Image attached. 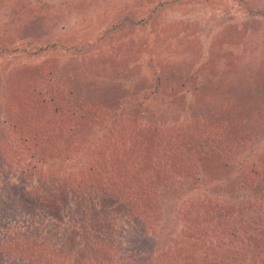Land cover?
<instances>
[{
  "label": "rangeland",
  "instance_id": "1",
  "mask_svg": "<svg viewBox=\"0 0 264 264\" xmlns=\"http://www.w3.org/2000/svg\"><path fill=\"white\" fill-rule=\"evenodd\" d=\"M55 41L58 45L51 47ZM5 47L9 51L0 55V101L7 95L16 106L22 93L34 90L60 95L66 110L63 117H70L91 139L94 132L87 129L100 124L99 138L94 139L98 144V140L111 141L124 146L123 151L135 148L145 154L147 140L153 136L208 134L203 137L216 152L224 154L228 143L237 147L230 156L233 164L207 165L209 177L204 175L205 179L218 174L220 186L206 188L198 177L187 181L192 197L207 196L191 200L193 210L181 223L176 215L184 210L182 202L174 211L170 209L175 215L157 210L156 218L150 215L149 205L120 202L127 192V198L130 192H138L132 181L125 183L133 175L124 169L112 191L115 199L85 193L79 202L91 215L81 221L93 222L99 230L96 238L102 235L106 241L102 244L107 249L95 255L83 248L82 241L98 244L96 240L79 226L75 227L79 235L74 237L70 230L75 213L59 205L70 188L62 191L63 180L84 178L85 167L80 161L65 167L40 163L42 158L17 138L11 149L22 147L12 154L13 167L0 168V191L4 192L0 197V264H165L168 256H175L174 251L167 252L165 240L179 239L175 226L180 231L187 225L213 244L205 248H216L219 243V251L228 254L225 264H264V0H0V49ZM80 108L83 115L73 116ZM148 148L154 155L153 148ZM50 154L54 158L53 150ZM17 161L27 168L38 163L25 174ZM240 167L251 173L246 187L240 186V179L234 184ZM59 177L62 184L60 180L52 190L58 200L52 196L56 204L48 210L43 199L37 201L42 186L38 178L48 182L49 189L42 187L48 194L50 181ZM228 178L231 186L226 190L223 182ZM78 180H73L74 186ZM133 181L143 188L138 178ZM83 184L88 185L87 179L78 186ZM47 194L44 198L48 199ZM140 197L137 200H144ZM206 199L208 207L200 209ZM248 199L257 202L251 207L263 216V228L253 231L260 236L241 247L233 245L234 235L230 242L220 241L218 232L235 228L240 220L246 232L244 201ZM25 203L31 209L26 210ZM152 223L153 231L147 235L145 228ZM165 252L167 257H163ZM201 259L196 264H203Z\"/></svg>",
  "mask_w": 264,
  "mask_h": 264
},
{
  "label": "trees",
  "instance_id": "2",
  "mask_svg": "<svg viewBox=\"0 0 264 264\" xmlns=\"http://www.w3.org/2000/svg\"><path fill=\"white\" fill-rule=\"evenodd\" d=\"M57 45L58 41H55L51 47H56ZM14 49L19 50L20 48L16 47ZM4 51H9V48L5 47V49H0V55H2ZM237 85L242 84L238 83L236 86ZM2 90L3 86L0 85V93ZM23 95L24 94L22 93L21 101L16 106L11 105L10 97L7 95L0 101V105L2 106L0 107V168L5 167L6 169H11L13 167L16 159L12 154H14V150H18L20 147H22L17 145L15 149H11L14 146V140H17V138L24 140L23 147H27L30 149V151L34 152L35 156L38 155L40 158H42V161H39L40 163L49 161L51 162V165L57 164L59 167H65L69 163L80 161L85 167L84 172L86 173V176L84 178L83 176H80V178H75L73 180L75 182L77 179H79V184L82 180L84 181L87 179L88 185L83 184L79 187L77 184L74 186L73 180H71L70 177H67V181L63 180L62 191H64L67 186H70V188L65 190L66 193H68H65L64 196L61 197L62 199L59 200L62 205L59 204V202L57 204H59L63 209H66L67 211L69 210L71 213H75L74 219L71 222L74 228L70 230L75 233L74 237L79 235V233L76 232L79 228L83 234H86V236L92 237L96 240L98 244H93L91 241L86 243L82 241L84 244L83 248H87L88 251L93 250L95 255L101 254L103 253L104 249H107L104 248L105 244H102L106 241L105 237L102 235H98L96 238V232H99V230H95L96 226H94L93 222H84V224L82 222L85 220L82 218L83 216L91 215L90 211H88V209H86V207L81 205V202H79L84 201L82 197L85 193H88L90 196L94 197H102L105 200L113 198L115 199L116 192L112 191H114L117 187V183L119 181L117 180L118 173L124 169L133 175L129 176L125 183L128 185V182L132 181L131 184L138 189V192L136 194L135 191L130 192L131 197L129 198H127V196H129V192H127L125 198L121 199L120 202L149 205L148 210H150V215L155 218L156 216L154 212L157 210L161 211L166 209L168 213L174 214L173 211L176 209L175 205L179 202H182L180 206L181 208H184V210L177 213L176 215L177 221L181 223L180 221L188 218V215L192 212L193 206L189 204L191 203V200L195 198L188 193L189 189L192 188V185L189 186L187 181L189 179L192 181V178L198 177L201 179V183L206 185V188H210L211 186H220L222 179L219 178L218 174L215 175L213 173L214 178L212 177V179L209 180L205 179L204 175L209 177L208 170H206L207 165L217 162H226L229 164H233L234 162L231 157L235 155L234 151L237 147L236 144H224L226 147V152L223 151L224 154L216 152L214 149L210 148L208 140L203 137L207 136L208 134H204L203 136H190L187 138H169L171 135L164 139L158 136H153L152 138L150 137L147 140V150L149 152L148 147H152L154 150V155L150 154V152L148 153L147 151H145V154H139L135 148L133 150L123 151L122 148L124 146L118 145V147L113 145V142L111 141H105L106 144H104L98 140V144L94 139L99 138L98 135L101 128L100 124L97 122L93 123L92 125L86 124L87 126L91 125L87 130L94 132V136L91 139L88 135H86L87 132L81 131L83 130L82 127L77 128L73 125L70 117H63V112H66V110L62 105V99L60 95L56 97L48 93L43 94L42 91L40 92L37 90L32 91L28 95ZM231 104L232 110L235 109L234 104L232 102ZM9 105L12 107H9ZM83 110L84 109L81 110V108L75 110L77 113L72 115L82 116ZM235 114L236 111L233 115ZM5 124H7V126H5ZM9 126L12 128L11 132H8ZM175 141L176 145H173L172 143ZM52 150L54 151V158L50 154V151ZM47 154H50L48 159H46ZM16 163L20 164V166L22 165L21 172L30 174V170L33 169L38 162L33 163L30 168H27V166L21 164L20 161H17ZM224 165L226 166L228 164L224 163ZM118 168L119 170L116 174L111 173L115 172ZM60 169L62 168L57 169L56 172H58ZM221 170L226 171V169ZM239 170L241 172L235 176L234 184L236 179H240V186L246 187L244 185L245 179H249L248 176L251 173L245 167H240ZM70 176H73V173H71ZM177 176H179L180 179H177ZM112 177L114 178L112 179ZM60 178L61 177H59V179L54 178V180L50 181L52 182L50 185V188L52 189H50L51 193L48 194L42 189V187L49 189L48 182L38 178V180L41 181L42 186L39 189L40 194H38L39 197H37V201L42 202L43 199L47 203L45 205L46 207L44 208H48V210L52 209L50 206L55 207V201L56 199L58 200V198L53 196L54 192L52 190H54L55 187H58L56 185L57 182H60ZM133 178H138L143 188L136 186ZM218 178L220 180H218ZM70 182L72 183L74 189H71L72 187ZM137 185L140 184L137 183ZM230 186L231 183L229 178L224 180L223 187L227 190L230 188ZM194 187L196 188L195 184ZM197 187L199 190L203 191L201 187ZM86 190L88 191L85 192ZM3 193L4 192L0 191V197ZM194 193L198 194V191H195ZM46 194L50 198V201H48L49 198H44ZM198 195L200 196L196 198L199 199H203L207 196L200 193ZM52 196L55 201L51 199ZM137 196H141L140 198L144 200H137ZM209 202L210 201L208 200H204V204L201 203L200 209L202 208L205 210L208 207ZM29 203H34V200H30ZM244 204L246 206L244 211L248 210L244 214L246 217V223L249 224V226L246 228V232H242L241 226L243 225H241L242 220H240L239 224H236L235 228V225H232L218 232L221 238L220 241L230 242L231 238L233 239L235 236L236 239H233L235 244L233 245L241 247L246 241H248L250 244L251 241H256V238L260 236L253 233L256 227L260 226V228H263V216L261 214L257 215L254 212L255 207H251V205L256 206L257 202H253L248 199L244 201ZM156 207L160 209H156ZM194 207L196 211H199L197 209V204ZM171 208L173 211H170ZM25 209L29 210L31 209V206L25 203ZM97 215L98 213L94 216V218L97 219ZM191 223L193 224V221H191ZM154 224L155 223H152V225H150L151 227H148L147 229L145 228L147 235L153 231L152 228H154ZM223 224L225 225V223ZM75 227L78 228L75 230ZM98 228L102 229L103 227L99 226ZM174 229L175 231H178L179 239L170 237L165 241L169 247L167 252L171 253L174 251L173 254L175 256H168L169 262L164 261L165 264H196L195 260L201 261V256L204 258L203 264L226 263L224 257L228 254L226 251H219L217 248L219 243L214 242L215 244L217 243L215 246L216 248H205V244H213L211 242L205 241V237H199L198 230L194 229L192 226L187 225L180 231L178 230L177 226H175ZM235 230L236 232H234ZM101 233L103 234L104 232ZM104 235L107 234L104 233ZM47 240L49 241V239ZM226 249L230 251L228 247H226ZM203 251H205V254L201 255ZM82 252L85 254L88 253L83 250ZM167 252L164 253L163 257L167 255Z\"/></svg>",
  "mask_w": 264,
  "mask_h": 264
}]
</instances>
